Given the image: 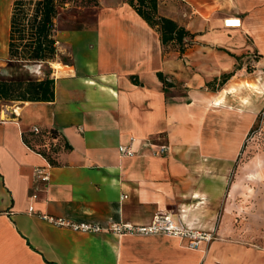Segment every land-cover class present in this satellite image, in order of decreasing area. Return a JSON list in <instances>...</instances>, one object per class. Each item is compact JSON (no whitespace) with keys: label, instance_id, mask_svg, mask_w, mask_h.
I'll list each match as a JSON object with an SVG mask.
<instances>
[{"label":"crops","instance_id":"1","mask_svg":"<svg viewBox=\"0 0 264 264\" xmlns=\"http://www.w3.org/2000/svg\"><path fill=\"white\" fill-rule=\"evenodd\" d=\"M14 1L0 0V74L29 78L0 82L55 83L52 101L0 100V264H264V211L246 215L234 181L261 112L248 65L264 61V0H164L159 14L194 36L184 53L165 49L128 3L101 9L91 26L59 20L49 64L10 61ZM34 126L62 137L37 188L34 170L48 161L27 146L39 141ZM161 145L167 154H155ZM159 213L212 240L195 250L167 235L81 234L43 219L148 225Z\"/></svg>","mask_w":264,"mask_h":264},{"label":"trees","instance_id":"2","mask_svg":"<svg viewBox=\"0 0 264 264\" xmlns=\"http://www.w3.org/2000/svg\"><path fill=\"white\" fill-rule=\"evenodd\" d=\"M92 1L93 6L98 5L97 0ZM137 2L138 7L134 0L128 4L159 33L164 48L176 46L181 53H184L194 36L177 22L161 16L156 0H137ZM71 3H75V0H15L10 29V61L45 64L54 62L59 56L55 34L60 9H65ZM62 61L68 62V59L62 57ZM232 76V73L223 75L219 84L224 85ZM159 77L167 86L163 75L159 74ZM54 83L55 81L50 78L26 83L0 82V100L52 101ZM259 121L260 117L257 123Z\"/></svg>","mask_w":264,"mask_h":264},{"label":"rangeland","instance_id":"3","mask_svg":"<svg viewBox=\"0 0 264 264\" xmlns=\"http://www.w3.org/2000/svg\"><path fill=\"white\" fill-rule=\"evenodd\" d=\"M130 1L97 0L98 5L93 6L92 0H75V3L69 4L65 9H60L59 20L63 23L60 27L77 29L94 25L101 13V9L104 10L105 7H116L118 4L128 3ZM163 1L156 0L157 4H160L161 7ZM134 2L138 7L137 0H134ZM81 5L83 6L81 7ZM62 57L66 58V56H61V59ZM55 67L57 69L61 68L60 65H55ZM248 69L253 77V81L248 85V88L251 90L255 102H258V97L254 94L258 93L261 95L260 121L244 143L234 169V181L237 182L241 179L240 184H242V187L240 188L239 200L244 199L245 201L246 215H253L259 211H264V90L261 91L258 89L259 82H264V61H261L260 64L253 62L248 65ZM46 70L48 71V69ZM11 72L15 74L17 71L10 69L7 74H11ZM5 78L25 80L29 78V75L24 72H19L17 75H11L10 77L0 74V81ZM252 96L251 99L253 98ZM234 103L236 104L238 101H234ZM253 111L256 112L257 110Z\"/></svg>","mask_w":264,"mask_h":264},{"label":"built area","instance_id":"4","mask_svg":"<svg viewBox=\"0 0 264 264\" xmlns=\"http://www.w3.org/2000/svg\"><path fill=\"white\" fill-rule=\"evenodd\" d=\"M228 24L234 26L239 24V21L230 20ZM171 82L170 79H167ZM32 134L39 139L38 142L27 144L28 148L43 156L47 161V165L36 167L34 170V186L40 183H49L51 179L52 164L51 158L55 155L58 148L62 146V137L60 133L52 130H43L39 126H34L31 130ZM134 139H131L133 142ZM119 152L122 156L132 157L134 151L131 146L120 145ZM169 152V147L161 145L155 150L157 155H165ZM33 210V207L30 208ZM43 219L51 226L72 230L73 232L81 234H100L111 233L116 236L124 234L129 235H167L171 237L181 238L187 241L188 246L192 249H199L203 243L210 242L212 240V234L195 230L189 226L178 223L174 220L170 213H159L153 221L148 225H135L129 222H111L107 225H103L98 222H85L74 221L65 217L44 216Z\"/></svg>","mask_w":264,"mask_h":264},{"label":"bare ground","instance_id":"5","mask_svg":"<svg viewBox=\"0 0 264 264\" xmlns=\"http://www.w3.org/2000/svg\"><path fill=\"white\" fill-rule=\"evenodd\" d=\"M58 70H61V69H58ZM59 72V71H58Z\"/></svg>","mask_w":264,"mask_h":264}]
</instances>
